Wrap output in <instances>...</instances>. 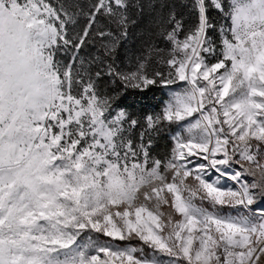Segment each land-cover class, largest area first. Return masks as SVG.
<instances>
[{
	"label": "snow or ice",
	"instance_id": "obj_1",
	"mask_svg": "<svg viewBox=\"0 0 264 264\" xmlns=\"http://www.w3.org/2000/svg\"><path fill=\"white\" fill-rule=\"evenodd\" d=\"M186 6L0 0V264H264V0Z\"/></svg>",
	"mask_w": 264,
	"mask_h": 264
},
{
	"label": "trees",
	"instance_id": "obj_2",
	"mask_svg": "<svg viewBox=\"0 0 264 264\" xmlns=\"http://www.w3.org/2000/svg\"><path fill=\"white\" fill-rule=\"evenodd\" d=\"M139 2L143 8L138 16H133L135 23L130 25L127 39L121 41L116 52L118 63H121L122 66L127 64L130 58L134 60L135 56L140 54L148 43L155 42L157 45L163 46L162 38L156 35L159 31L157 16L159 12H167L174 7L178 14L184 16L186 23H190L192 20L186 6L191 3V0H139ZM213 15L216 14L213 13ZM95 52L96 49L90 47L85 50L83 55L87 58L89 54H95ZM167 99V91L153 88L144 93L130 92L121 98L120 103L129 112L139 117L159 112L163 102ZM154 147L161 153L170 149L171 140L166 132L156 138Z\"/></svg>",
	"mask_w": 264,
	"mask_h": 264
}]
</instances>
